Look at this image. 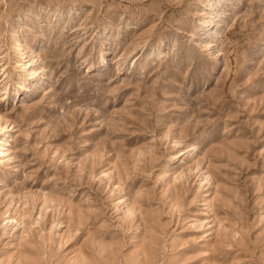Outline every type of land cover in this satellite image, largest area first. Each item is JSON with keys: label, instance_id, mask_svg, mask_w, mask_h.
<instances>
[{"label": "rangeland", "instance_id": "obj_1", "mask_svg": "<svg viewBox=\"0 0 264 264\" xmlns=\"http://www.w3.org/2000/svg\"><path fill=\"white\" fill-rule=\"evenodd\" d=\"M0 150V264H264V0H0Z\"/></svg>", "mask_w": 264, "mask_h": 264}, {"label": "bare ground", "instance_id": "obj_2", "mask_svg": "<svg viewBox=\"0 0 264 264\" xmlns=\"http://www.w3.org/2000/svg\"><path fill=\"white\" fill-rule=\"evenodd\" d=\"M195 11H196V3H191L189 4V6H186V8L184 9V17L186 18L187 22L190 20L191 16L194 15ZM1 154H2V150H0V155Z\"/></svg>", "mask_w": 264, "mask_h": 264}]
</instances>
